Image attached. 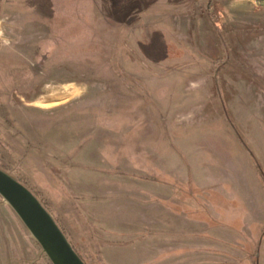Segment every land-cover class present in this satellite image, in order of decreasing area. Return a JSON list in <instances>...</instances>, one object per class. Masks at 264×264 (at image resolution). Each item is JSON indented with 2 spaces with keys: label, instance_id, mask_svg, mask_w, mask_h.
<instances>
[{
  "label": "rangeland",
  "instance_id": "obj_1",
  "mask_svg": "<svg viewBox=\"0 0 264 264\" xmlns=\"http://www.w3.org/2000/svg\"><path fill=\"white\" fill-rule=\"evenodd\" d=\"M256 2L0 0V168L87 263L264 264ZM0 264H52L1 196Z\"/></svg>",
  "mask_w": 264,
  "mask_h": 264
},
{
  "label": "water",
  "instance_id": "obj_2",
  "mask_svg": "<svg viewBox=\"0 0 264 264\" xmlns=\"http://www.w3.org/2000/svg\"><path fill=\"white\" fill-rule=\"evenodd\" d=\"M0 196L22 221L52 264H86L53 214L35 193L2 168Z\"/></svg>",
  "mask_w": 264,
  "mask_h": 264
},
{
  "label": "trees",
  "instance_id": "obj_3",
  "mask_svg": "<svg viewBox=\"0 0 264 264\" xmlns=\"http://www.w3.org/2000/svg\"><path fill=\"white\" fill-rule=\"evenodd\" d=\"M259 173H261V176L263 177V174H262V172H260L259 171ZM264 178V177H263ZM75 248V247H74ZM75 250L77 251V249L75 248ZM77 253H78V251H77ZM79 255H80V253H78ZM81 256V255H80ZM81 258L83 259V257L81 256ZM84 260V259H83ZM84 262L86 263V264H89V263H87L85 260H84ZM257 264H259V262L257 263Z\"/></svg>",
  "mask_w": 264,
  "mask_h": 264
},
{
  "label": "built area",
  "instance_id": "obj_4",
  "mask_svg": "<svg viewBox=\"0 0 264 264\" xmlns=\"http://www.w3.org/2000/svg\"><path fill=\"white\" fill-rule=\"evenodd\" d=\"M255 1H257V2H258V0H255ZM257 2H256V3H257ZM263 2H264V0H263ZM259 3H261V2L259 1Z\"/></svg>",
  "mask_w": 264,
  "mask_h": 264
}]
</instances>
